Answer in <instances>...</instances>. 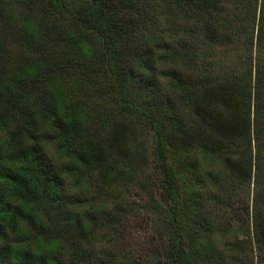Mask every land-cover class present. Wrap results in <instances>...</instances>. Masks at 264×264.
Returning <instances> with one entry per match:
<instances>
[{"label":"trees","instance_id":"1","mask_svg":"<svg viewBox=\"0 0 264 264\" xmlns=\"http://www.w3.org/2000/svg\"><path fill=\"white\" fill-rule=\"evenodd\" d=\"M263 50L264 0H0V264H245L219 208L261 171Z\"/></svg>","mask_w":264,"mask_h":264},{"label":"rangeland","instance_id":"2","mask_svg":"<svg viewBox=\"0 0 264 264\" xmlns=\"http://www.w3.org/2000/svg\"><path fill=\"white\" fill-rule=\"evenodd\" d=\"M245 5V4H244ZM243 4L240 5L239 7V13L238 16L236 14V18H231L233 12H229L225 14L228 16V18L231 20V23L237 27V25L239 24L241 18V13H243V10L245 9ZM245 20V18H244ZM231 23H229L230 25H232ZM242 23L245 27H248V24H245V21L242 20ZM232 25V29L235 31V28ZM255 29V27H254ZM199 36V35H198ZM254 38H253V43L251 45V56H252V60H251V71H253L254 68V53H255V42H254ZM208 43V42H207ZM205 44L207 47V50L209 52V56L211 59V62L214 61L215 59L222 53L225 52L227 53V56H225V58L229 59L231 61V59H233V63L231 65H235L233 67H238L239 61H237V57L238 56H242L245 54V52H247V46H245V44L242 41L241 36L239 38H233L232 41L230 42H226L224 44H218V45H214V44ZM262 59L264 60V50L262 51ZM227 61V60H226ZM213 63V62H212ZM211 63V64H212ZM226 64V63H225ZM252 136V134H251ZM251 141V153L253 154V150H254V146H253V139H250ZM262 145H263V149L261 151L262 155H263V159H262V163L260 165V173H258L257 175V183L254 181V179H252L251 177V181L248 183V185L246 183H244V185H242L241 188L236 187L235 189H233L232 193L233 196L231 198H228V205L227 206H222L219 208V212L223 215V221L226 222V225H228V227L231 229V231L227 232L228 238L232 239V237H234V240L237 239H241L242 244H244L243 246H245V253L247 255V257H245L243 259V261L245 262V264H251V261L254 263L255 259L258 258L257 254L259 253L262 256V259L264 261V245H262L261 247H259L258 249L255 248L254 243L251 241L249 242V240L247 241V231H243V229L246 228V225L248 224V229L249 226H251L249 223L251 221V215H252V211L254 209H256L257 207H260L258 202L254 203V199H253V195H254V191H255V187L256 185L260 186L261 188H264V140L262 141ZM146 146L149 150V148L151 147V143H149V139H146ZM253 161V160H251ZM250 161V163H251ZM253 169V166H252ZM150 170V174H151V178H155L157 175V172L155 171V169H153L152 167L149 168ZM228 183V187L229 189L231 187H233V181H229L227 180ZM226 184V183H225ZM202 189L207 188L209 190L213 189L212 185H205L200 186ZM228 189V190H229ZM118 190V189H117ZM116 190V191H117ZM232 190V189H231ZM115 191V192H116ZM135 190L131 191L128 193V196L132 199L135 198ZM135 201V200H133ZM241 228V229H240ZM240 229V230H238ZM233 232V234H232ZM252 232L250 231V235L251 236ZM246 238L245 240L242 239ZM225 238V237H224ZM228 241V240H227ZM223 243V241L219 240L218 241V245H221ZM229 251V253H231L230 249H227ZM242 261V262H243Z\"/></svg>","mask_w":264,"mask_h":264}]
</instances>
